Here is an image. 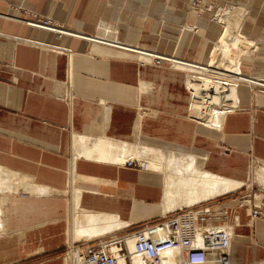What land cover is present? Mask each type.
<instances>
[{
  "label": "crops",
  "instance_id": "obj_1",
  "mask_svg": "<svg viewBox=\"0 0 264 264\" xmlns=\"http://www.w3.org/2000/svg\"><path fill=\"white\" fill-rule=\"evenodd\" d=\"M220 2L243 11L240 32L253 51L240 55V75L264 79V0ZM31 13L68 34L28 24ZM223 31L189 0H0V264H66L76 244L131 236L179 210L169 211L184 202L168 205L160 169L124 164L153 149L154 161L167 149L249 182L264 165V94L239 81L220 126H209L190 116L186 70L141 64L132 51L205 66ZM72 194L81 211L115 225L76 240L66 221ZM227 194L210 199L232 203ZM237 213L231 253L244 264L264 248V221Z\"/></svg>",
  "mask_w": 264,
  "mask_h": 264
},
{
  "label": "built area",
  "instance_id": "obj_2",
  "mask_svg": "<svg viewBox=\"0 0 264 264\" xmlns=\"http://www.w3.org/2000/svg\"><path fill=\"white\" fill-rule=\"evenodd\" d=\"M189 3L191 9L199 13H209L212 20L218 22L222 12L236 8L235 4L221 3L220 0H189ZM31 15L33 19L27 20L28 24L56 31L60 37L68 34L51 20L36 13ZM112 43L124 47L122 44L110 42ZM132 51L137 56L145 54L151 59H139L141 64L159 65L168 62L171 66H176V61H182L142 48ZM254 79L262 83H251V86L264 94V79ZM124 164L133 168L150 169L149 162L143 159L130 158ZM228 195H236L229 200L234 204L216 206L212 202L214 199L205 200L176 210L159 223L131 235L135 240V253L150 264H160L163 254L172 249L177 251L181 264H233L231 247L234 230L236 226L242 225L237 210L244 208L251 224L256 220L264 221V187H256L254 183L248 182L247 186L226 196ZM127 237L129 236H111L94 243L83 242L71 247L67 254L71 251L81 253V264H118L117 254H124V240ZM113 244L118 245L116 251L112 249Z\"/></svg>",
  "mask_w": 264,
  "mask_h": 264
},
{
  "label": "bare ground",
  "instance_id": "obj_3",
  "mask_svg": "<svg viewBox=\"0 0 264 264\" xmlns=\"http://www.w3.org/2000/svg\"><path fill=\"white\" fill-rule=\"evenodd\" d=\"M235 10H237V7L234 10L230 9L222 12L219 17L220 22L224 24L225 19L233 17ZM235 20H233V18L226 20V28L218 44L219 47L214 50V52H216L217 54V58L215 60L212 59L206 66H199L190 64L189 62L186 63L181 61H176L177 64H175L176 66L179 65L181 68H184V70L188 69L189 71L193 72L196 71L203 74L214 75V78H216L212 79V77H205L200 85L195 83V78H197L196 76L191 75V77H189L187 80L188 86L193 88L191 89L194 91V96L198 98L200 96L202 98L200 103H198L197 100H193L195 102V105L193 102L191 110L194 115H192L197 119L204 121V123H206L207 125L213 127L220 126L221 119L224 116V113L230 106H233L232 103L233 100H235L237 84L225 81L224 79L235 80L238 82L247 81L252 84L262 83L259 82L260 80L247 78L240 75L239 59L237 57H232L229 55L230 51L239 48L237 46L243 44L241 43V40L244 39L242 35H238L237 30H239V27ZM140 55L144 57L143 59H146L145 57H147L145 56V54ZM228 101H231V103H227ZM205 104L208 105L207 107H209V109H207L206 111H201L202 106ZM145 150L146 149H144L143 151ZM145 152H147V150ZM140 153L143 154V152ZM153 153L155 154L156 152ZM159 154V161H153V166H151L150 163L149 167H151V169H154L153 167H155L156 169H160V172L164 173L166 182L165 193L168 205H170V202L172 200H176L179 202L183 201L184 203H189V205L191 204L192 206L195 205L192 204L194 202L207 200L219 195L233 192L236 190V185L241 184L203 170L201 167H199L197 160L194 159L195 156L193 158L188 154L176 153L167 149L160 150ZM257 173L259 174L258 179H262L264 173L260 171H257ZM189 205H187L186 207H188ZM77 206V201L74 198V203L72 204L70 210L71 215L74 216V234H72L75 236L76 240L80 236L81 238H84L85 236L88 237L91 235L92 237L93 235H95L92 233L97 231V228L100 224L115 225L114 218L110 216L103 217L101 216V214L95 215L90 212H84V214H88L87 217H85L84 219H80L78 218L79 210ZM107 231L109 232L110 229H108ZM99 233L100 232L97 231L96 234ZM100 235L101 234H99V236ZM94 237H96V235ZM134 242L135 240L132 236H129L124 240V245L127 252L124 254H117L118 264H150L148 262H145L137 253H135ZM112 249L116 251L118 249V245L113 244ZM74 252L76 257L72 256V254L71 256L66 257L67 264L70 259V263L72 262L71 264L82 263L81 253L76 251ZM160 264H181L177 255V251L173 249L167 250L163 254Z\"/></svg>",
  "mask_w": 264,
  "mask_h": 264
},
{
  "label": "rangeland",
  "instance_id": "obj_4",
  "mask_svg": "<svg viewBox=\"0 0 264 264\" xmlns=\"http://www.w3.org/2000/svg\"><path fill=\"white\" fill-rule=\"evenodd\" d=\"M234 10V9H233ZM237 14V15H236ZM243 14V11H242V9H239V8H237V10H235V12H234V15H233V17H230V18H227V19H225L224 21V24H223V26H224V30H225V28H226V26H225V23H226V20H228V19H231V18H233V20H235L236 21V23L238 24V27H239V30H237V32H238V35H242V33L240 32V24H241V20H242V17L241 16H243L242 15ZM240 15V16H239ZM234 16H236V17H234ZM239 19V20H238ZM237 20H238V22H237ZM224 32V31H223ZM222 35H223V33H222ZM222 35H221V37H222ZM243 36V35H242ZM221 37H220V39H221ZM244 37V39H242L241 40V43H243V44H241L240 46L238 45L237 47H239V48H237V49H233L232 51H230L229 53V55L230 56H232V57H237L238 59H239V62H240V55H242V54H244L243 56H242V59H241V61L244 59V58H246V57H248L251 53H252V46H251V44H250V42L248 41V39L245 37V36H243ZM220 39H219V41H218V43L216 44V46H215V48L213 49V52H212V56H211V59H210V61L213 59V60H215L216 58H217V54H216V52H214V50L215 49H217L218 47H219V42H220ZM245 48V49H244ZM139 58H140V56H139ZM142 58H144V57H141V59ZM147 59V58H146ZM216 64V63H215ZM217 65V64H216ZM206 66V65H205ZM176 68L178 67V68H181L179 65L178 66H175ZM184 69V68H183ZM181 70V69H180ZM186 70V72H187V78H189V77H191V75L192 76H196L197 78H195V80H196V82L195 83H197V84H201V82L204 80V78L205 77H212V79H216V78H214V75H209V74H203V73H199V72H193V71H189L188 69H185ZM225 81H228V82H231V83H238V81H235V80H227V79H224ZM190 88H192V87H190ZM193 89V88H192ZM193 91V90H192ZM194 92V91H193ZM192 92V94H193V100H197V102L198 103H200L201 102V100H202V98L199 96V98L198 97H195L194 96V93ZM194 102V101H193ZM227 103H231V101H228ZM194 105H195V102H194ZM208 105H203L202 106V110L201 111H206L207 109H209V107H207ZM229 108H231V106L229 107ZM193 114V113H192ZM191 114V112H190V116L191 117H193V115ZM201 122H203L204 123V121H202V120H200ZM154 151H152L151 150V152L149 151V152H147V153H144V158L145 159H147L148 161H149V165H150V163H151V166H153L152 165V163H153V161H154V157H155V155L156 154H154L153 153ZM149 153V154H148ZM148 156V157H147ZM153 168H155V167H153ZM150 169H151V167H150ZM257 171H260V172H262V173H264V165H262L261 167H258V166H254L253 168H252V173H251V175H250V180H249V182H252V183H254V185L257 187H264V176H263V178L261 179V178H259L258 179V173H257ZM6 173V172H5ZM243 185V186H242ZM248 185V182H245V183H241V184H237L236 185V190L235 191H238L239 189H241V188H243V187H245V186H247ZM235 191H233V192H235ZM246 190H244V193L246 194L247 192H245ZM230 193H232V192H230ZM61 195V194H60ZM64 195H66V194H64ZM63 194L61 195L62 197L64 196ZM233 195V194H232ZM236 196V195H235ZM235 196H231V195H228L227 197H225V200L224 201H228V200H231V199H234L235 198ZM65 197V196H64ZM66 198V197H65ZM74 194H72V200L70 201V203H69V209H68V213H67V216H66V221L68 222V225H69V227L71 228V232L73 233L74 232V216H72L71 215V207H72V204L74 203ZM68 199V198H67ZM2 201V204H4L5 203V200L3 199V200H1ZM230 204H234V202H232V203H230ZM187 205L186 204H184V203H181V204H178V205H175L174 207H172L169 211L170 212H172L173 210H176V209H180V208H182V207H186ZM189 206H191V205H189ZM78 207V206H77ZM78 210H79V212H78V218H82V219H84L85 217H87V215L88 214H84V212L83 211H81L79 208H78ZM83 216V217H82ZM261 231L263 232L264 231V229H262L261 228ZM74 234V233H73ZM72 234V235H73ZM236 233L234 234V236H233V241H235L236 239H238V237H236ZM232 244H233V242H232ZM127 251H126V248H125V245H124V253H126ZM231 252H232V248H231ZM258 254L257 255H255V253L254 252H250V257H249V259H248V262H245L244 264H260V261L261 260H264V248H261V249H258ZM71 254H72V256H74V257H76V255H75V252L74 251H71L69 254H66L64 257L66 258V257H68V256H71ZM255 256H256V259H254L255 258ZM67 259V258H66ZM70 261H71V259H70ZM70 261L68 262V264H71L70 263ZM237 261H238V258H237ZM66 263V262H65ZM67 264V263H66Z\"/></svg>",
  "mask_w": 264,
  "mask_h": 264
}]
</instances>
